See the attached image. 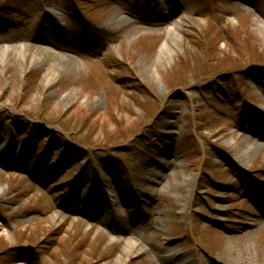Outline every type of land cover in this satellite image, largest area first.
Here are the masks:
<instances>
[{"label":"rangeland","instance_id":"1","mask_svg":"<svg viewBox=\"0 0 264 264\" xmlns=\"http://www.w3.org/2000/svg\"><path fill=\"white\" fill-rule=\"evenodd\" d=\"M0 110V264H264V0H0Z\"/></svg>","mask_w":264,"mask_h":264},{"label":"trees","instance_id":"2","mask_svg":"<svg viewBox=\"0 0 264 264\" xmlns=\"http://www.w3.org/2000/svg\"><path fill=\"white\" fill-rule=\"evenodd\" d=\"M221 34H223L222 33V31H221ZM1 112L0 113H3V112H6V113H8V111H2V110H0ZM10 113V112H9ZM4 114V113H3ZM13 114V113H12ZM14 116H9V114H8V117H6V118H3V122L5 123V124H8V125H14V124H12V122H16L15 123V125L16 126H19V128H22V123H21V121L19 120V119H17V116L18 115H15V114H13ZM4 116H5V114H4ZM7 122H9V123H7ZM11 122V123H10ZM45 126V125H44ZM36 127L38 128V129H40V130H42L43 129V131H51V129H48V128H45V127H43V125H41V126H37L36 125ZM45 129V130H44Z\"/></svg>","mask_w":264,"mask_h":264},{"label":"bare ground","instance_id":"3","mask_svg":"<svg viewBox=\"0 0 264 264\" xmlns=\"http://www.w3.org/2000/svg\"><path fill=\"white\" fill-rule=\"evenodd\" d=\"M251 224H255V221H253ZM255 225H256V224H255ZM131 244H132V243H129V244H128V248H129V249H135L136 246H133V244H132V245H131ZM129 249H128V250H129ZM124 262H125V261H124Z\"/></svg>","mask_w":264,"mask_h":264}]
</instances>
